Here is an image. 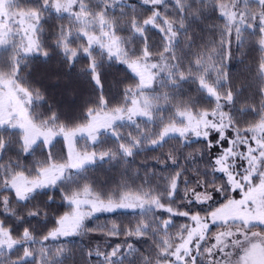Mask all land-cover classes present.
Returning <instances> with one entry per match:
<instances>
[{
  "label": "snow or ice",
  "instance_id": "snow-or-ice-1",
  "mask_svg": "<svg viewBox=\"0 0 264 264\" xmlns=\"http://www.w3.org/2000/svg\"><path fill=\"white\" fill-rule=\"evenodd\" d=\"M94 231L98 264H264V0H0V264Z\"/></svg>",
  "mask_w": 264,
  "mask_h": 264
},
{
  "label": "trees",
  "instance_id": "trees-1",
  "mask_svg": "<svg viewBox=\"0 0 264 264\" xmlns=\"http://www.w3.org/2000/svg\"><path fill=\"white\" fill-rule=\"evenodd\" d=\"M137 5L139 6V0H135ZM218 15V14H216ZM207 25L211 26L212 24H216L218 26L221 25V21L217 20L215 16H213L212 19L208 20ZM158 39V37H157ZM247 50V46H246ZM233 53H234V59L230 63V71L233 75H237L244 69V65L240 64L239 61L241 59L239 52L236 51L235 47L233 48ZM261 53L258 51V49L253 48L252 50L248 51L247 55V64H251L254 66L255 61L259 58ZM117 68L122 67L120 65L116 66ZM111 74H109V79H111ZM163 151H167V146L163 149ZM158 153H152V152H147L143 153L140 156L136 157L137 163L143 161L145 157H147L149 160H151V157L153 155H156ZM119 171L116 170L113 172L108 173L110 177H112L113 180H118L119 177ZM139 183V181H137ZM67 210L66 206H63L59 197H57L56 202L52 205L51 210L49 212L50 218L54 221L57 215L62 214L63 211ZM120 222L123 221L125 224L128 223L129 220H134V217L131 215H124V214H109V213H98L92 220L87 221V224L90 228H96L97 226H102L104 224H110L113 221ZM175 222L177 225L180 223L185 222V218L183 217H176L174 218ZM33 224L35 226V220L33 221ZM52 224H48V228L52 227ZM40 231H47V228L40 227ZM124 240V237H119V238H108L105 237L102 233L98 231L90 232L86 235L83 236H73L70 238H61L59 241H52L51 244L53 246L57 244H64L67 247H70L74 254H75V259L74 261H70L69 264H98V260L102 259V257L97 258L93 256L90 258V260L85 257L81 258V250L87 251L88 249H96L97 247L100 248V250H109L111 246H114L116 243H120ZM136 246L138 248H141L142 250L147 249L149 247L148 244H145L142 240L140 241H135Z\"/></svg>",
  "mask_w": 264,
  "mask_h": 264
},
{
  "label": "rangeland",
  "instance_id": "rangeland-1",
  "mask_svg": "<svg viewBox=\"0 0 264 264\" xmlns=\"http://www.w3.org/2000/svg\"><path fill=\"white\" fill-rule=\"evenodd\" d=\"M50 91H54V90L50 89Z\"/></svg>",
  "mask_w": 264,
  "mask_h": 264
}]
</instances>
